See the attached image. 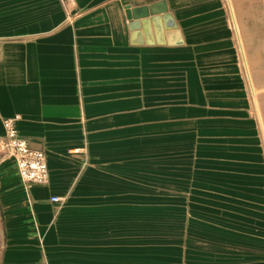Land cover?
Here are the masks:
<instances>
[{"label": "crops", "instance_id": "obj_1", "mask_svg": "<svg viewBox=\"0 0 264 264\" xmlns=\"http://www.w3.org/2000/svg\"><path fill=\"white\" fill-rule=\"evenodd\" d=\"M158 3L181 44L131 38ZM15 116L48 179L0 153V264H264V0H0Z\"/></svg>", "mask_w": 264, "mask_h": 264}, {"label": "built area", "instance_id": "obj_2", "mask_svg": "<svg viewBox=\"0 0 264 264\" xmlns=\"http://www.w3.org/2000/svg\"><path fill=\"white\" fill-rule=\"evenodd\" d=\"M18 116L5 118L2 121L4 128V140L1 146L4 156L14 162L21 182L28 186L43 184L48 179L46 155L44 151L29 147L22 139L15 126ZM52 201H58V197H52Z\"/></svg>", "mask_w": 264, "mask_h": 264}, {"label": "water", "instance_id": "obj_3", "mask_svg": "<svg viewBox=\"0 0 264 264\" xmlns=\"http://www.w3.org/2000/svg\"><path fill=\"white\" fill-rule=\"evenodd\" d=\"M160 4L161 3L132 7L125 10L127 28L131 32V38L135 41L138 40V29L143 28L147 32L149 24H153L156 31L159 29V32L163 26L165 28L175 29L174 31L166 34L168 42L181 44L182 40L179 31L176 29L175 24L170 20V15L167 13L165 7H160ZM157 13H162V15H154ZM149 15H151L150 18H148ZM171 39L172 41H169Z\"/></svg>", "mask_w": 264, "mask_h": 264}, {"label": "rangeland", "instance_id": "obj_4", "mask_svg": "<svg viewBox=\"0 0 264 264\" xmlns=\"http://www.w3.org/2000/svg\"><path fill=\"white\" fill-rule=\"evenodd\" d=\"M0 153H2V149L0 148Z\"/></svg>", "mask_w": 264, "mask_h": 264}]
</instances>
